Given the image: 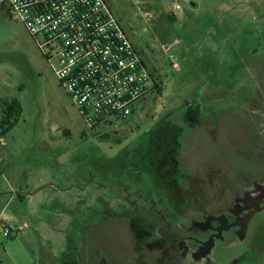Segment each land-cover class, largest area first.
<instances>
[{
	"label": "rangeland",
	"instance_id": "1",
	"mask_svg": "<svg viewBox=\"0 0 264 264\" xmlns=\"http://www.w3.org/2000/svg\"><path fill=\"white\" fill-rule=\"evenodd\" d=\"M109 2L160 83L103 130L0 3V262L264 264V0Z\"/></svg>",
	"mask_w": 264,
	"mask_h": 264
},
{
	"label": "built area",
	"instance_id": "2",
	"mask_svg": "<svg viewBox=\"0 0 264 264\" xmlns=\"http://www.w3.org/2000/svg\"><path fill=\"white\" fill-rule=\"evenodd\" d=\"M4 2L9 13L22 20L47 60H57L60 83L90 129L117 126L158 88L157 75L109 0L0 1Z\"/></svg>",
	"mask_w": 264,
	"mask_h": 264
},
{
	"label": "trees",
	"instance_id": "3",
	"mask_svg": "<svg viewBox=\"0 0 264 264\" xmlns=\"http://www.w3.org/2000/svg\"><path fill=\"white\" fill-rule=\"evenodd\" d=\"M157 87H158V86H157ZM159 90H160V89H159ZM160 91H161V90H160ZM14 103H15V102H14ZM14 103H12V104H14ZM17 116H19V114H18ZM9 118L11 119V118H12V115H10ZM17 118H18V117H17ZM17 118L13 119V122L10 124V126H14V125L17 124Z\"/></svg>",
	"mask_w": 264,
	"mask_h": 264
},
{
	"label": "crops",
	"instance_id": "4",
	"mask_svg": "<svg viewBox=\"0 0 264 264\" xmlns=\"http://www.w3.org/2000/svg\"><path fill=\"white\" fill-rule=\"evenodd\" d=\"M0 264H4V263H1V262H0Z\"/></svg>",
	"mask_w": 264,
	"mask_h": 264
}]
</instances>
